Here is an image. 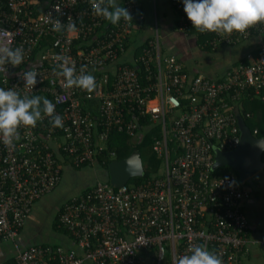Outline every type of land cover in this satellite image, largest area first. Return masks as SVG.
Here are the masks:
<instances>
[{"label": "built area", "instance_id": "obj_1", "mask_svg": "<svg viewBox=\"0 0 264 264\" xmlns=\"http://www.w3.org/2000/svg\"><path fill=\"white\" fill-rule=\"evenodd\" d=\"M172 1L180 10L179 28L188 31L193 25L183 0ZM123 6L132 20L112 24L95 14L91 0H0V42L24 54L19 66L0 65V87L21 98H47L53 115L63 118L62 127H53L41 99L35 128L21 126L10 145L0 139V240L15 247L7 264H175L201 243L214 245L223 264H244L251 244L264 245V231L251 238L243 209L252 188L232 172L214 174L213 164L217 148L240 142L242 98L264 99V41L220 78L192 75L176 54H163L157 24L151 36L130 45L136 18L144 15L135 13L137 0H123ZM56 20L59 32L52 30ZM70 23L74 31L67 30ZM201 34L205 45L217 49L262 37L264 23L244 33ZM65 61L77 76L93 74L96 89L69 88L59 75ZM29 71L37 73L33 88L25 86ZM144 116L158 125L153 149L163 160L162 173L121 186L98 180L66 199L59 222L72 233V249L18 244L34 202L62 179L55 150L76 165L92 164L113 131L139 134Z\"/></svg>", "mask_w": 264, "mask_h": 264}, {"label": "clouds", "instance_id": "obj_2", "mask_svg": "<svg viewBox=\"0 0 264 264\" xmlns=\"http://www.w3.org/2000/svg\"><path fill=\"white\" fill-rule=\"evenodd\" d=\"M91 2L95 14L112 24L119 23L122 18L132 20L129 11L121 7L117 0H91ZM183 5L187 18L191 21L193 27L201 33L212 32L220 35H230L234 31L244 33L257 23H264V0H183ZM60 29L61 23L56 20L53 23L52 30L59 32ZM67 30L74 31L75 25L70 23L67 25ZM60 59L64 58L60 57ZM23 61L24 54L21 47L13 49L9 42H0V65L11 63L16 67L22 64ZM60 67L62 71L59 75L65 78L66 85L69 88L76 87L87 92L96 89L97 82L93 74L77 76L75 75L74 66H68L67 61ZM0 71H4V69L0 68ZM36 75L35 71L24 73L27 88H33L37 84ZM41 99H43L44 113L53 117L50 121L52 126L62 127L63 118L59 115H53L55 105L49 99L40 96L21 98L20 93L13 88L5 90V88L0 87V139L5 145H10L13 141L19 139L18 129L21 126L36 127L37 122L42 118L39 108ZM257 146L264 149L260 142L257 143ZM114 158H116L115 155H112V159ZM58 224L62 226L60 222ZM188 252L191 255L177 257L175 264H223L222 258L214 251H209L206 243L194 244L190 246Z\"/></svg>", "mask_w": 264, "mask_h": 264}, {"label": "crops", "instance_id": "obj_3", "mask_svg": "<svg viewBox=\"0 0 264 264\" xmlns=\"http://www.w3.org/2000/svg\"><path fill=\"white\" fill-rule=\"evenodd\" d=\"M137 1L139 2V6L142 5L144 9V12H141V14H143L146 18L148 16L150 21L143 25L142 31L134 28L133 34L139 38L134 43L142 41L143 39L151 36L153 33V28L157 24L160 33L161 50L163 54H176L185 67L186 71L188 70L192 75L203 74L211 78H220L227 70L234 69L241 60L246 58L248 53L256 51V46H258L261 41H264V35L262 37L255 36L248 39L247 41H244L243 43L241 42L239 44L233 45H222L217 49H213L214 51H212L210 49L211 47L207 48L208 45H205L201 41V37L195 31H192L190 34L188 31H183L179 28V12L176 11L171 0H154V4L152 0ZM117 3L122 7L123 0H117ZM148 13H153L154 16L150 15V17ZM128 51V55L132 54L131 47H129ZM67 165H70V163L65 164V166ZM60 184L61 183H59V185ZM56 188L57 186L54 189ZM52 191H50L49 194L47 193L46 195L42 196L43 198L41 197L34 202L27 215L25 225L22 227L19 235L17 236V242L21 246H28L29 244L39 241L33 236L38 234V230L41 228L43 229V224L41 223L32 227L30 226L29 221L36 209L49 208L48 204L45 205V199L52 196L50 195ZM83 191H80L79 193ZM72 195H68L65 198H68ZM62 201L56 206L53 203L52 207L55 209V218L61 209ZM244 207L247 217L249 218V234L252 239H258L263 235L264 231L263 194L259 196L256 190H254L253 195H251L245 201ZM35 222L38 223L40 221L36 220ZM60 238V241L63 243L60 242L58 245L63 244L65 245L64 247H70L74 245L73 238H71L66 232H62L60 234ZM14 254L15 247L13 242L0 240V264H5L13 260ZM243 263L264 264V245L257 242L251 244L248 252L243 257Z\"/></svg>", "mask_w": 264, "mask_h": 264}, {"label": "trees", "instance_id": "obj_4", "mask_svg": "<svg viewBox=\"0 0 264 264\" xmlns=\"http://www.w3.org/2000/svg\"><path fill=\"white\" fill-rule=\"evenodd\" d=\"M173 4L175 6L176 11L179 12V15H180V10L178 8V4L176 2H173ZM122 7H124V6L122 5ZM143 10L144 9H143L142 5L138 6L137 10L135 11L137 17L139 16V14H141V12H144ZM145 19H146L145 16L140 20L136 18V21H135L136 23L134 25V28L142 31L143 25L146 24ZM192 31L193 32L195 31L201 37V41H203L202 38H204V37L193 26H191V28L188 29V33L191 34ZM138 39H139L138 37H136L134 34H132L130 41L128 43L133 44ZM128 47H130V46H128ZM209 47L210 46H207V48H209ZM210 49L212 51H214L212 47ZM128 53H129V51L127 52V54ZM135 54H137V50L135 51ZM152 65H153V67H155V62H153V60H152ZM0 77L2 78L1 75H0ZM1 78H0V82H1ZM253 92H254V90H253ZM242 102H243V109L241 111L240 116L244 119V121L246 122V124L248 125V127L252 131H254L256 128L258 129V132H257L258 136L263 135L264 134V127H263L264 124H259L257 122V120L262 118V117L264 118V112L260 113L261 110H264V99L260 95H255V97L252 99L249 97H243ZM248 111L251 112L250 117L246 116V112H248ZM140 124H141V127L143 126V128L140 129L139 134L136 133L135 135H130V134H127L125 132L113 131L110 139L107 141V143L105 145V148L103 150H100V149L97 150V152L94 156V162H92V165L97 164L98 166L101 167V169L105 170L106 178L101 177V179H103L104 181L110 182L108 166H109L110 160L112 159V155H111L112 151L115 152L116 158H125L136 148L140 151L142 159H143L144 174H143V176L133 177L132 178L133 182H140L143 179L148 178L149 176H151L153 174H161L162 173L161 167L163 165V160L161 157L158 156L156 151L153 149V143L155 141V138L160 137V132H159V129L157 127L158 125H155L151 121L149 116H144L140 120ZM36 154H39V152H37ZM55 155L59 158L58 162L60 163L62 170H63L66 163H70V165L75 166L76 168L89 164L88 162H86V163H81V164L76 165V164H74L72 159L66 153H62L61 154L62 157H61L59 152L57 155L56 150H55ZM262 159L264 160V152L262 153ZM153 162H155V164H156L155 167H154ZM228 167H230V166H228ZM213 172H214V174H221V175L228 173V171L223 170L222 167L217 168ZM230 172H233V171H230ZM62 177H63V174H62ZM237 177L240 179L238 173H237ZM94 185L95 184H91V185L87 186L86 188H84L85 189L84 191H86V189L88 190V189L92 188ZM253 192H254V190L252 189V195H253ZM245 201L243 204L244 212H245V207H244ZM246 215H247V213H246ZM58 218H59V213L57 214V216L55 218L56 225H57V223H59ZM248 220H249V218H248ZM60 227L63 228L64 232H66L71 238H73L72 233L65 226H60ZM44 244L45 245L46 244L58 245L56 243H48V242H45ZM62 246H65V245L62 244ZM73 247H75V246L72 245V246L67 247V248L72 249ZM213 248H214V245H210L209 251H212ZM11 262H13V260H11L10 262H7V263H11Z\"/></svg>", "mask_w": 264, "mask_h": 264}, {"label": "rangeland", "instance_id": "obj_5", "mask_svg": "<svg viewBox=\"0 0 264 264\" xmlns=\"http://www.w3.org/2000/svg\"><path fill=\"white\" fill-rule=\"evenodd\" d=\"M152 2L154 4V0H152ZM148 15L154 16L153 13H148ZM145 20L146 22H149L150 18L147 16ZM214 56H215V53H214ZM261 112H264V110H261L260 113ZM257 122L259 124H264V118L262 117L258 119ZM153 123L156 125L155 122ZM153 164L155 167L156 165L155 162H153ZM222 168L223 170H227L228 172L233 171L232 173L237 175L236 170L233 169L231 166L230 167L222 166ZM101 177L106 178V173H105V170L101 169V167L98 166L97 164L95 165L87 164V165L80 166L78 168L72 167L70 165L65 166L63 169V177L61 179L62 181L59 182L61 184L59 185L58 183L56 185L57 188L54 189L50 193V195L52 196L45 199L46 200L45 205L48 204L49 208L36 209L29 221V224L32 227L38 224H41V223L43 224V229L41 228L40 230H38L37 231L38 234L36 236H33L34 238L36 237V240H39L38 242H35V243H43V241L44 242L46 241L48 243H56V244L60 243L61 242L60 234L64 232V229L61 228L58 223L56 225V222L54 219L55 209L54 207H52L53 203L55 206L59 205L60 202L65 197H67L68 195H72V194L73 195L78 194L80 191L84 190V187L91 185V184H95L98 179H101ZM243 184L247 188L249 187V188H252L253 190H256L259 196H261L262 194L264 196V168L261 169L258 173H256L252 177H250L249 179H247ZM66 199L67 198H65L61 204H63V202ZM36 220L40 222L36 223L35 222Z\"/></svg>", "mask_w": 264, "mask_h": 264}, {"label": "water", "instance_id": "obj_6", "mask_svg": "<svg viewBox=\"0 0 264 264\" xmlns=\"http://www.w3.org/2000/svg\"><path fill=\"white\" fill-rule=\"evenodd\" d=\"M241 128L240 142L235 148L215 150L213 169L231 166L235 169L241 181H246L264 167L262 153L264 149L257 146L260 142L264 146V134L255 135L244 119L239 116ZM109 179L113 185L121 186L131 178L143 176L144 165L140 151L136 148L125 158H114L108 166Z\"/></svg>", "mask_w": 264, "mask_h": 264}]
</instances>
